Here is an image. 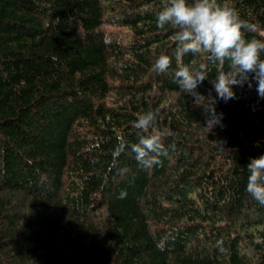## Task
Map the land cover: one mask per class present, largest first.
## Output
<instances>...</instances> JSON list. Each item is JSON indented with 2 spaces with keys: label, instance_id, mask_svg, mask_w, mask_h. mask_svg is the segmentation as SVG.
Listing matches in <instances>:
<instances>
[{
  "label": "trees",
  "instance_id": "obj_1",
  "mask_svg": "<svg viewBox=\"0 0 264 264\" xmlns=\"http://www.w3.org/2000/svg\"><path fill=\"white\" fill-rule=\"evenodd\" d=\"M227 2L264 40V0ZM167 3L0 0V264H264V205L246 192L264 99L255 83L235 88L209 133L211 84L196 101L174 74L234 69L203 51L178 58L176 29L156 26ZM162 54L171 65L154 72ZM149 110L158 124L141 133ZM159 129L167 155L144 169L130 145Z\"/></svg>",
  "mask_w": 264,
  "mask_h": 264
},
{
  "label": "clouds",
  "instance_id": "obj_2",
  "mask_svg": "<svg viewBox=\"0 0 264 264\" xmlns=\"http://www.w3.org/2000/svg\"><path fill=\"white\" fill-rule=\"evenodd\" d=\"M156 26L164 29L171 26L176 29L175 41L178 45L176 55L179 58L185 54L208 53V60L223 64L230 61L234 71L220 72L214 79L209 80L206 68L199 70L182 66L175 72V81L179 89L187 93L193 100L205 98L199 91L205 80L211 84L207 97L214 101L206 111L204 126L212 132L217 126L224 127L223 113H217L215 103L222 100L239 99L235 88L249 89L256 85V92L260 99H264V40L247 39L246 33L254 32L255 26L242 19L239 10L227 0H168L167 5L158 13ZM106 44L111 43L105 37ZM171 57L160 55L152 68L154 72L165 73L171 65ZM159 110H149L138 116L133 127L141 133L158 124ZM167 129H159L149 135L141 134L138 142L130 145L138 164L144 169H151L161 163L160 157L166 156L168 149L164 140L168 135ZM127 141L121 139L112 153L113 166L118 163V157L125 151ZM250 175L247 179L246 192L261 205H264V155L251 158L247 165ZM126 192L120 193L124 198ZM167 238L160 240L157 247L163 251ZM218 244L221 242L218 241Z\"/></svg>",
  "mask_w": 264,
  "mask_h": 264
},
{
  "label": "rangeland",
  "instance_id": "obj_3",
  "mask_svg": "<svg viewBox=\"0 0 264 264\" xmlns=\"http://www.w3.org/2000/svg\"><path fill=\"white\" fill-rule=\"evenodd\" d=\"M120 31H122V33H124L125 30H120ZM119 35H120V34H119ZM120 36H121V35H120Z\"/></svg>",
  "mask_w": 264,
  "mask_h": 264
}]
</instances>
